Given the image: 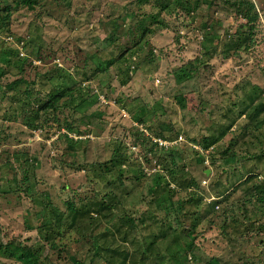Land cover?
I'll list each match as a JSON object with an SVG mask.
<instances>
[{"label": "rangeland", "instance_id": "374dc122", "mask_svg": "<svg viewBox=\"0 0 264 264\" xmlns=\"http://www.w3.org/2000/svg\"><path fill=\"white\" fill-rule=\"evenodd\" d=\"M160 1L0 0V242L37 247L36 264H110L111 237L97 254L92 239L106 231L126 264H264V0L238 49L248 19L223 0ZM116 149L121 179L95 180ZM109 190L125 208L70 223L71 203ZM161 228L143 260L120 235Z\"/></svg>", "mask_w": 264, "mask_h": 264}, {"label": "trees", "instance_id": "16d2710c", "mask_svg": "<svg viewBox=\"0 0 264 264\" xmlns=\"http://www.w3.org/2000/svg\"><path fill=\"white\" fill-rule=\"evenodd\" d=\"M23 3H26L28 5L32 4V0H21ZM183 4L186 3V0H184L182 2ZM160 4L162 6L163 9L165 10H169L171 8H175L176 4L173 3L172 0H162L160 1ZM226 6L229 10H233L237 13H243L244 16H246V19H248V25H249V31H248V36H244L242 33L237 34V36L234 38V41H232V39H230L226 45L228 49L229 47L233 46L234 49H238V47L243 46V44L245 43V39H247L253 32H254V28H255V23L257 21V19L259 18L258 12L256 10L255 4H254V0H223L221 5ZM186 5V4H185ZM243 8V10H242ZM22 81L21 78L14 80V83L16 84L17 82ZM58 93V94H57ZM54 96H50V98H48L44 103V107L40 106L39 108L36 109V114H35V119L38 117L39 112H44L41 111V109H44L45 107H53V103L54 101L57 99V97L60 96L59 91L57 92ZM25 99V98H23ZM263 109V108H262ZM242 112H240L241 114ZM262 112L258 111L256 114V117L254 118L255 121H257L258 115H260ZM261 122V121H260ZM35 125V124H33ZM36 126V125H35ZM216 137H204L203 138V143L205 145V147L209 146L210 144L214 143ZM118 147V146H116ZM117 151V159H110V163L106 166L103 167L101 164H98L97 167L92 169L93 172V177L95 178V180H98L99 182H105L106 185H111V180L109 178V174H111L114 171H117L116 176L121 179L122 176V170L120 165L122 163H125L128 161L127 159V155L124 153V151H122V149H116ZM112 158V157H111ZM93 180V181H95ZM125 185H127V187L130 189L133 187L132 184H124L122 186L119 187H125ZM263 187V186H262ZM264 190V188L262 189V191ZM108 191H102V194L100 195H95L92 198H89V202L83 204V205H73L72 203L70 204V209H69V215H70V223H74L82 218H84L88 224H90V227L92 226L91 224H93V219L96 220V223H99L102 217H106L105 219L108 218L109 213L111 214L112 211L116 210L117 208H125L123 207L124 204L123 202L125 200H127L126 195L120 196V195H116L114 191L109 190ZM171 191V188H167V192L165 190V192L167 193V198L171 197V195L173 194V192L169 193ZM166 196H164L163 198H165ZM172 198V197H171ZM170 198V199H171ZM257 198L259 200H261L263 197L262 195H258ZM206 205H208L209 207V212H211V214L216 213L217 210L219 211V208L216 204L215 201L212 202H208L206 203ZM179 208H181V206H179ZM156 211V210H155ZM154 212V210H153ZM127 214V213H125ZM128 215V214H127ZM142 215V214H141ZM205 215V214H204ZM140 218H138L137 220H141V218H143L142 216H138ZM135 219V217H132L130 215L126 216V222H128L130 224L129 227L134 228L137 226L136 222L133 220ZM140 226V225H139ZM91 230V229H90ZM117 232L120 231V227L115 229ZM172 232V231H170ZM167 233L166 230L164 228L159 229V233H152L151 239L149 240L148 238L146 239L145 237H140L139 235L136 236H129V232H123L122 236H124L126 238V242H125V247L127 245V243L132 246L134 244H138V245H143V249H139L136 250L138 253V257L139 259L143 260L146 255H148V253L150 251H148V249H150V247L154 244L158 243V239L159 242L162 240H167ZM110 238V240H108V246L104 247V250L106 252H109L111 255H115L116 257L112 258V259H106L110 264H126V260L127 258H129L130 256V251L128 250H121V249H117L115 248L113 245L110 244V242H117V244L119 243V241H117L118 237H114L112 235V231H106V232H101L98 235L94 236L93 239V244H94V253L97 254L100 252L102 239L101 238ZM169 237V234H168ZM174 239H177L176 236ZM101 241V244L98 246V241ZM171 241L168 240V242L166 244H170ZM170 245H167V248H164V251L166 253H171L170 259H172L173 261L177 260V256L173 254V250L170 248ZM172 246V245H171ZM187 247H189V244L187 245ZM128 249V247H127ZM169 251V252H168ZM158 253V252H157ZM164 254H160L158 253L157 256H162L165 255ZM37 254H38V248L35 246H27V245H20V246H12L10 243H7L5 245H3L0 242V255H2L3 257H14L16 260H22L23 263L25 264H36V259H37ZM76 264H84L82 261H76ZM166 264V263H165ZM180 264V263H179ZM203 264H207L206 262H204ZM209 264V263H208Z\"/></svg>", "mask_w": 264, "mask_h": 264}, {"label": "built area", "instance_id": "2783aa9c", "mask_svg": "<svg viewBox=\"0 0 264 264\" xmlns=\"http://www.w3.org/2000/svg\"><path fill=\"white\" fill-rule=\"evenodd\" d=\"M156 141H158L159 143H161V142H162L161 140H156Z\"/></svg>", "mask_w": 264, "mask_h": 264}]
</instances>
